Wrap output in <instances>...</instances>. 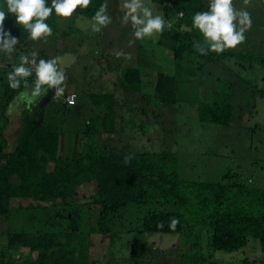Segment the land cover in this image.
<instances>
[{
    "label": "trees",
    "instance_id": "trees-1",
    "mask_svg": "<svg viewBox=\"0 0 264 264\" xmlns=\"http://www.w3.org/2000/svg\"><path fill=\"white\" fill-rule=\"evenodd\" d=\"M150 1L159 4L167 22V28L157 43L170 50L177 70L179 63L186 60L191 64L196 59L220 61L236 57L249 69L258 66L264 71V39L255 47L250 45L253 34L263 32L264 36V9H256L252 26L245 32L246 39L240 44V49L200 55L194 45L202 44L203 37L192 28V17L198 11H207L209 0ZM242 1L233 0V5ZM259 1L264 6V0ZM101 4L104 0H91L86 9L78 7L65 22L53 11L45 21L52 28V35L45 42V39L31 40L28 32L16 24L14 15L7 13L6 0H0V10L5 11L3 30L16 37L23 47L29 46L32 52L37 53L38 59L48 60L55 42L68 35L66 30H60L62 24L57 26L58 21H63V26L69 31L73 30L77 16L92 20ZM50 5L51 0H47V6ZM247 46L250 47L247 49ZM5 60L0 58V64ZM2 65L0 215L13 216V199L42 204L60 201V204L54 205V215L43 216L42 220L31 214V226H27V231L8 232L7 250L25 249L26 254L24 259H8L3 249L0 264H91V236L101 235L113 242L123 233L178 234L185 246L178 264H222L212 259L214 251L238 252L247 246L249 239L258 240L260 251L264 254V188L182 180L177 171V155L166 151L131 153L123 148L114 152L101 139L104 134L117 133V101L112 93L90 96L92 104L101 107L102 112L86 122L74 139L64 137L68 141L65 150L60 146L63 134L41 123V105H36L33 113L21 115L23 120L18 136L9 150L5 138L9 125L6 112L15 97L26 89L23 82L20 88L11 89L6 78L8 69L11 72L15 65H19ZM34 75L33 72L27 78L29 87L34 85ZM117 76L115 86L134 95L141 94V100L147 103L150 97L139 69L130 66L120 68ZM176 83L175 76L156 74L151 86L157 105L175 104ZM44 87L47 88V85ZM260 98L264 99V90ZM196 116L202 124L228 126L234 116L241 117V111L234 115L233 106L227 99L217 98L209 103H199ZM126 156L130 157L127 163ZM92 183L96 188L91 201L79 204L73 197L75 190ZM84 207L86 215L82 212ZM44 209L47 213L52 211V207ZM173 218L179 221L174 231L168 227ZM60 222L66 225L55 230L47 229ZM161 222L164 227L158 228L157 224ZM202 246H205V252L201 251Z\"/></svg>",
    "mask_w": 264,
    "mask_h": 264
},
{
    "label": "rangeland",
    "instance_id": "rangeland-1",
    "mask_svg": "<svg viewBox=\"0 0 264 264\" xmlns=\"http://www.w3.org/2000/svg\"><path fill=\"white\" fill-rule=\"evenodd\" d=\"M105 3L111 23L100 32L92 30L93 20L82 16H77L74 29L70 31L63 26L66 19L58 21L57 26L62 24L60 30H66L68 35L55 42L52 51L58 54L50 52L47 58H59L58 69H62L67 77L64 95L57 98L52 89L46 95L42 94V98H34L32 104L18 102L19 95L16 96L6 112L9 119L5 131L8 149L12 148L18 136L23 120L21 115L26 112L31 114L36 105H41V123L63 134L60 146L65 150L68 141L64 137L74 139L86 122L102 112L101 107L92 104L90 96L112 93L117 101V133L104 134L101 139L114 152L123 148L131 153L166 151L177 155V171L182 180L264 188V99L260 98L264 90V71L258 66L249 69L236 57L220 61L196 59L191 64L186 60L179 63L177 70L170 50L157 43L161 34L135 40L131 24L121 23L126 11L123 9L125 0H104ZM145 4L153 8V15L161 14L158 3L145 0ZM233 6L237 10L246 8L252 13V21L256 9H264L259 0H253L248 5L242 1ZM262 35L263 32L252 35L251 47L264 39ZM15 47L11 55L0 52V58L6 59L2 63L19 65L23 55L31 59L34 51L29 46L23 47L18 43ZM117 53H120L119 57ZM36 60H40L38 56ZM129 66L140 70L147 96L150 97L147 103L141 100V94L134 95L115 86L120 68ZM157 73L176 77L175 104L167 106L155 102L151 82L155 81ZM33 86L22 92L30 94ZM71 93L76 96L75 104L68 106L64 99ZM217 98L227 99L233 106L234 115L239 110L241 117L234 116L228 126L200 123L196 116L197 105ZM2 101L0 85V105ZM95 188L93 183L82 185L75 190L73 197L79 204L90 202ZM55 204H60V201L42 204L13 199V216L0 215V252L4 249L8 259H24L25 249L7 250L8 232L27 231V226H31V214L40 220L43 216L54 215ZM48 207H52V211L47 213L44 208ZM82 212L86 215L85 207ZM64 225L65 222H60L47 229L55 230ZM90 241L91 264H125V260L128 264H178L180 254L185 251L178 234L123 233L113 242L101 235H93ZM204 247H201L203 252ZM212 259L222 264H264V254L255 239H249L247 246L238 252L214 251Z\"/></svg>",
    "mask_w": 264,
    "mask_h": 264
},
{
    "label": "clouds",
    "instance_id": "clouds-1",
    "mask_svg": "<svg viewBox=\"0 0 264 264\" xmlns=\"http://www.w3.org/2000/svg\"><path fill=\"white\" fill-rule=\"evenodd\" d=\"M90 3L91 0H51V5L47 6V0H6V7L7 13L14 15L16 24L28 32L31 40L45 39L46 42V38L52 35V28L45 21L53 11L60 18L70 19L78 7L86 9ZM243 3L248 5L250 0H243ZM123 9L126 11L121 23L131 24L135 40L151 38L164 31L166 22L163 15H153V8L146 6L145 0H125ZM106 12L107 4H101L92 17L94 32H100L111 23V17ZM4 20L5 11L0 10V52L11 55L19 40L3 30ZM251 26V14L246 8L237 10L233 6V0H209L208 10L198 11L192 17V28L198 30L203 37V43L194 47L200 55H207L209 52L220 54L226 49H235L244 43L245 32ZM119 55L120 53H117L118 57ZM36 56V52L31 54V59L27 55L21 56L19 66H15L7 74L9 87L16 90L21 87L22 82L24 88L28 89L27 78L35 73L30 94L27 91L21 92L17 97L18 102L32 104L35 102L34 98H42V94L46 95L48 89H54L57 98L64 95V82L67 77L62 69H58L59 58L40 59L37 62ZM70 103H75L74 95ZM129 160L130 157L126 156L125 163ZM178 223L179 221L173 218L168 227L174 231ZM157 227L163 228V222L157 224Z\"/></svg>",
    "mask_w": 264,
    "mask_h": 264
},
{
    "label": "built area",
    "instance_id": "built-area-1",
    "mask_svg": "<svg viewBox=\"0 0 264 264\" xmlns=\"http://www.w3.org/2000/svg\"><path fill=\"white\" fill-rule=\"evenodd\" d=\"M73 95L75 96V94H70V95H68V96L66 97L65 102H66L68 105H73V103H70V100H71V98L73 97ZM75 98H76V96H75Z\"/></svg>",
    "mask_w": 264,
    "mask_h": 264
}]
</instances>
